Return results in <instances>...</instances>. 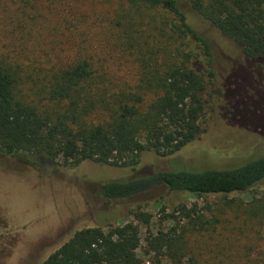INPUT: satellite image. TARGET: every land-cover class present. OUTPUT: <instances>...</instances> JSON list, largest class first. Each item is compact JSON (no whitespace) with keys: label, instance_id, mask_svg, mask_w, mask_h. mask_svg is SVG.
I'll return each mask as SVG.
<instances>
[{"label":"trees","instance_id":"trees-1","mask_svg":"<svg viewBox=\"0 0 264 264\" xmlns=\"http://www.w3.org/2000/svg\"><path fill=\"white\" fill-rule=\"evenodd\" d=\"M186 1L242 49L251 71L264 74V0ZM17 28L23 39L29 33L25 29H34L26 22ZM49 29L54 45L48 51L28 54L21 43L16 56L0 54V154L30 163L47 159L76 166L90 160L135 170L144 152L171 156L200 138L215 79L213 55L207 39L189 24L180 0H117L110 14L91 17L58 12ZM100 55L126 63L131 76L117 75ZM195 59L204 63L203 70L194 67ZM227 97L221 99L227 102ZM224 105L232 117L233 107ZM262 181L264 155L225 168L158 170L112 180L101 183L97 195L125 200L164 186L204 199L201 207L178 203L167 213L168 206H162L159 219L173 226L155 233L147 229L145 255L152 253V264H264V251L251 259L219 252L223 247L217 245L203 258L191 243L216 232L217 224L224 243L235 223L263 228L264 196L246 204L227 198ZM233 204L234 215L221 217ZM145 221L149 224V214ZM139 244L130 222L108 232L88 227L40 264H144L137 255Z\"/></svg>","mask_w":264,"mask_h":264},{"label":"rangeland","instance_id":"rangeland-1","mask_svg":"<svg viewBox=\"0 0 264 264\" xmlns=\"http://www.w3.org/2000/svg\"><path fill=\"white\" fill-rule=\"evenodd\" d=\"M116 1L0 0V54L16 56L21 43L28 54V50L37 53L39 48L48 51L54 45V40L50 39L54 35L49 29L54 26V14L64 11L65 14L82 12L90 17L96 13L108 15ZM180 3L189 24L207 39L213 55L211 68L215 79L208 88V94L212 95L211 106L206 108L200 138L171 156L144 152L135 170L90 160L76 166L51 163L47 159L30 163L19 156L0 154V264H40L78 230L102 227L108 232L127 222L133 224L140 236L138 257L144 264H152V253L145 255L147 229L155 233L173 226L172 222L159 219L162 206H168L167 213L178 203L187 206L197 203L201 207L204 199L185 192H170L160 186L125 200H107L97 195L101 183L149 175L158 170L231 167L264 155V135L251 129L264 132V74L251 71L252 63L245 59L242 49L190 9L186 0H180ZM69 6L71 8H67ZM22 22L34 28L25 29L29 33L24 39L17 28ZM99 42L104 45L102 38ZM100 57L117 75L131 76L126 63L114 64L109 55ZM192 64L198 70L204 69L202 61L195 59ZM226 95H229L227 102L221 99ZM225 103L233 107L232 117L229 107L224 108ZM262 196L264 181L227 198L246 204ZM215 199L214 196L207 198L210 202ZM235 210L233 204L221 217L226 214L231 217ZM146 214L150 215L149 224L145 221ZM241 219L244 220L242 215ZM247 225L235 223L229 226L224 243L220 239L223 230L217 224L216 232L204 233L191 240L193 249L206 258L218 245L223 247L219 252H233V255L254 259L264 251V227L259 230L258 226Z\"/></svg>","mask_w":264,"mask_h":264}]
</instances>
